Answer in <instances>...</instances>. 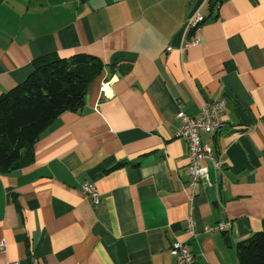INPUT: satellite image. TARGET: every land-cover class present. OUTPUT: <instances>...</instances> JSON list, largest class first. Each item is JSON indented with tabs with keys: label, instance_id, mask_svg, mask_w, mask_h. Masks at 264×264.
<instances>
[{
	"label": "crops",
	"instance_id": "crops-1",
	"mask_svg": "<svg viewBox=\"0 0 264 264\" xmlns=\"http://www.w3.org/2000/svg\"><path fill=\"white\" fill-rule=\"evenodd\" d=\"M195 12L205 20L186 35ZM76 52L103 69L81 109L0 172V264H176V240L196 264H239L264 219V0H0V95L35 58ZM216 98L222 123L202 141L220 167L202 159L193 190L177 113Z\"/></svg>",
	"mask_w": 264,
	"mask_h": 264
},
{
	"label": "trees",
	"instance_id": "trees-1",
	"mask_svg": "<svg viewBox=\"0 0 264 264\" xmlns=\"http://www.w3.org/2000/svg\"><path fill=\"white\" fill-rule=\"evenodd\" d=\"M103 66L99 57L85 52L33 60L29 74L0 95V172L28 153L55 117L81 109L88 83ZM237 257L239 264H264V219L260 230L238 243Z\"/></svg>",
	"mask_w": 264,
	"mask_h": 264
},
{
	"label": "built area",
	"instance_id": "built-area-1",
	"mask_svg": "<svg viewBox=\"0 0 264 264\" xmlns=\"http://www.w3.org/2000/svg\"><path fill=\"white\" fill-rule=\"evenodd\" d=\"M211 1H214L217 4L219 0ZM204 20L205 17L198 12L191 14L186 20L185 34L189 35L190 32L202 24ZM196 43H198V40L195 38L185 40L186 46H192ZM225 105L226 101L224 98H216L203 102L200 108V114L197 117L188 114L184 110H180L177 113L180 124L176 129V134L183 137L188 144L189 177L187 183L193 190L199 181L206 178L208 174V167L201 163L202 159L208 158L211 160L215 168L220 167V162L214 156L212 148L202 141V134H212L218 130L222 123L221 113L225 109ZM81 189L93 202L99 201V192L92 183L84 182L81 185ZM228 225L229 222L220 221L215 227L225 230L228 228ZM212 228L213 227H210L209 229ZM186 229L190 236L194 234L191 217H188L186 220ZM5 250L6 241L3 238H0V252H4ZM169 252L174 257L176 264H196V257L191 252L187 240H176L172 242Z\"/></svg>",
	"mask_w": 264,
	"mask_h": 264
},
{
	"label": "water",
	"instance_id": "water-1",
	"mask_svg": "<svg viewBox=\"0 0 264 264\" xmlns=\"http://www.w3.org/2000/svg\"><path fill=\"white\" fill-rule=\"evenodd\" d=\"M225 241H227V238L225 239Z\"/></svg>",
	"mask_w": 264,
	"mask_h": 264
}]
</instances>
